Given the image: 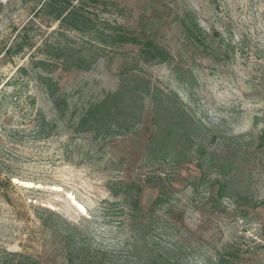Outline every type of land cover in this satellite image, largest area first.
Segmentation results:
<instances>
[{
    "label": "rangeland",
    "instance_id": "374dc122",
    "mask_svg": "<svg viewBox=\"0 0 264 264\" xmlns=\"http://www.w3.org/2000/svg\"><path fill=\"white\" fill-rule=\"evenodd\" d=\"M45 1L0 0V50L29 24L35 45L61 37L95 51L90 37L57 34L59 24L39 11ZM100 1L85 6L99 26H122L152 39L173 59L170 64L147 62L141 47L131 44L102 55L97 51L90 71L51 75L60 87L56 105L39 80L44 73L31 64L33 51L12 60L0 51V122L28 134L30 119L41 110L57 126L47 139L25 136L0 158V166L10 164L14 176L12 203L0 200V249L28 256L32 264L85 258L141 264L149 252L170 264H229V259L264 264V206L247 208L226 195L220 198L221 178L210 162L205 179L195 163L165 167L170 197L154 208L160 188L144 180L162 166L147 160L154 129L150 97L136 134L96 140L73 132L91 105L120 89L122 74H139L153 88L179 96L198 126L197 145L217 160L236 162L232 185L264 200V152L257 147L264 131V122H257L264 116V0ZM185 12L194 13L206 32L205 46L186 37L180 24ZM21 66L27 74L19 71ZM196 149L193 156L200 158ZM134 184L143 188L136 213L124 195Z\"/></svg>",
    "mask_w": 264,
    "mask_h": 264
},
{
    "label": "trees",
    "instance_id": "16d2710c",
    "mask_svg": "<svg viewBox=\"0 0 264 264\" xmlns=\"http://www.w3.org/2000/svg\"><path fill=\"white\" fill-rule=\"evenodd\" d=\"M76 1L78 0H46L39 11L50 21L59 24L57 31L59 36H66V31H72L90 37L93 45H95V51L88 48H78L63 41L61 37L42 45H35L34 36L30 34L32 28L29 24L22 28L9 45H3L0 50L4 53L2 58L8 60L26 56L27 52L33 51L29 54V57L32 58L31 64L34 69L44 73V75L39 76V80L53 104H58L60 87L51 75L58 70L65 72L73 69L90 71L99 58L97 51H100L102 55L108 49L131 44L141 47V56L147 62L171 63L173 59L171 54L154 40H143L122 26H99L85 12V6L89 2L99 3L100 0H81L82 2L79 1L78 4H75ZM180 24L188 39L196 45H206L207 34L201 28L194 13H183ZM35 54L42 56L34 58ZM19 71L27 74V68L24 66H21ZM147 97H150L152 101V124L154 127L147 144V160L153 165L162 166L161 172L151 174L144 180V183H156L160 188L159 196L153 205L154 208L166 204L170 197L165 189V177L169 176L165 167L175 169L184 161L188 164L195 163L198 165L202 172V179H205L207 163L210 162L217 167L218 176L221 178L217 180L220 198L226 195L237 206L247 208L258 209L264 206V200H256L249 190L232 185L235 176L232 173L236 169V162L224 159L217 160L216 154L209 155L207 149L197 145L195 132L198 126L179 96L174 92H166L157 87L153 88L149 81L139 74H122L120 89L114 93L106 94L101 101L91 105L73 127V132L77 135L91 134L96 140L136 134L143 123ZM259 121L264 122V116L257 120V122ZM29 122L31 128L27 131L28 134L26 131H20L0 122V158L2 161L5 159L6 153L23 141L25 136L31 135L35 140H43L52 136L57 129L56 124L49 121L41 110L35 111ZM257 147L264 152V131L259 138ZM193 149L201 154L200 158L193 156ZM9 165L4 162L0 166V200L7 204L12 203L11 188L14 186V176L9 170ZM225 168H227L226 171ZM121 189L123 191L122 186ZM127 189L129 191H125L124 195L129 197L133 213H136L141 205L143 188L134 184ZM114 196L121 198V194L117 192L114 193ZM41 225L45 229H50L49 222L45 220H42ZM237 257V255H233V258ZM29 261L30 257L28 256L10 252L7 249H0V264H32ZM227 262L233 264L230 259ZM140 263L170 264L163 258L152 256L150 252L140 260ZM71 264L105 263L97 262L94 258H85L78 263L71 261Z\"/></svg>",
    "mask_w": 264,
    "mask_h": 264
}]
</instances>
